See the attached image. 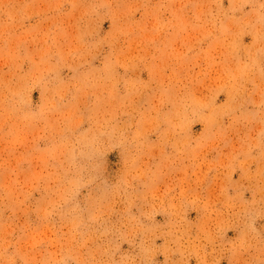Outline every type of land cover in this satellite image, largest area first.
I'll return each mask as SVG.
<instances>
[{"label": "rangeland", "instance_id": "rangeland-1", "mask_svg": "<svg viewBox=\"0 0 264 264\" xmlns=\"http://www.w3.org/2000/svg\"><path fill=\"white\" fill-rule=\"evenodd\" d=\"M0 264H264V0H0Z\"/></svg>", "mask_w": 264, "mask_h": 264}]
</instances>
